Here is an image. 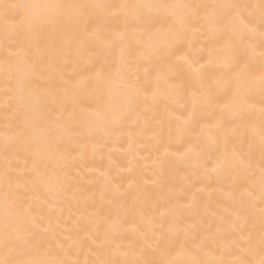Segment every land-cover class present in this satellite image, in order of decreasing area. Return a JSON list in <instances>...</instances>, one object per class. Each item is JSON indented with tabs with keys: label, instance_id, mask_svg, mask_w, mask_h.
Instances as JSON below:
<instances>
[{
	"label": "bare ground",
	"instance_id": "6f19581e",
	"mask_svg": "<svg viewBox=\"0 0 264 264\" xmlns=\"http://www.w3.org/2000/svg\"><path fill=\"white\" fill-rule=\"evenodd\" d=\"M14 2L16 0H0V4ZM98 2L120 4L135 0ZM154 2L212 5L257 3L258 0ZM18 23L13 15L6 18L0 8V216L4 210L3 196L8 189L5 172L20 177L32 167L30 155L21 152L16 156L11 150L6 153L3 147L5 137H14L26 118L24 109L18 104L20 88L24 86L27 90L30 85L33 96L39 101L40 114L56 121L62 114L66 120L73 111L91 113L96 107L98 87L114 95H123L130 90L126 87L130 81L147 92L141 93L139 105L134 106L132 115L121 127L116 130L109 127L105 131L103 124L94 125L91 133L78 128L71 136L55 130L49 137L45 161L49 172L55 169L58 177L53 179L50 190L41 188L38 199L28 200L33 215L49 230L42 235L55 234L65 247L73 245L68 258L81 262L86 258L89 261L127 258L183 262L189 259L187 253L193 249V242L199 244L211 238L208 247L219 256L234 238H239L241 231L247 235L251 216V210L246 207L248 192L255 193L258 202L262 183L258 141L250 168L237 174L223 167L225 157L234 149L243 144L247 151L246 128L242 126L246 120L241 122L237 117L234 126H239V134L225 139L214 125L220 116V106L228 102L229 96L223 88L213 87L211 93L214 98H220L219 103L209 106L201 98L202 92H209L212 79L221 78L226 72L216 64L223 39H211L208 29L200 25L189 29L175 46L170 61L161 62L153 57L145 64L152 73L146 80L143 70L137 69L138 45L150 49L156 38L132 24L125 30L122 17L112 18L98 37H89L79 46L57 41L55 57L50 65L45 58L44 76L36 80L16 70L17 65L22 68L27 60L35 62L38 59L37 50L28 47ZM220 28L225 29L226 37L230 31L227 19ZM117 32L123 35L117 37ZM100 41L110 42L111 47L101 52ZM246 41L255 49L252 64L258 75L262 47L259 32L247 36ZM178 56L184 59L178 60ZM209 59L213 61L211 65ZM101 64L110 77L104 84L97 85L89 80L83 88L69 86L65 92L61 77L71 78L75 83L79 78L76 73L87 75L90 69H99ZM153 93L156 94L155 103ZM144 95L148 96L147 102ZM254 98L257 108L251 119L259 125L261 97L258 88ZM193 102L197 106L196 119L184 125L175 117L182 114L186 118ZM31 115L34 117L35 113ZM90 119L95 120L94 117ZM57 143L61 144V151L67 148L71 155L65 153L66 159L62 158L56 151ZM41 167L43 169V164ZM255 222L258 229V212ZM161 233L171 237L173 243L169 245L166 240L157 243L156 237ZM105 234L109 242H105L103 248L98 247ZM86 237H94L96 243ZM79 240L84 241L82 248L75 246ZM125 252L129 253L127 257ZM2 255L0 253V257ZM201 258L212 259L213 256Z\"/></svg>",
	"mask_w": 264,
	"mask_h": 264
},
{
	"label": "snow or ice",
	"instance_id": "6c2138e0",
	"mask_svg": "<svg viewBox=\"0 0 264 264\" xmlns=\"http://www.w3.org/2000/svg\"><path fill=\"white\" fill-rule=\"evenodd\" d=\"M5 17L13 15L18 20V27L23 32L29 48L37 50V61L27 60L22 68L17 65L16 70H22L26 76L39 80L44 76V60L48 59L49 65L57 52V41L60 44H73L77 46L89 37H98L105 27V23L112 18H123L125 30L130 24L140 27L156 41L150 49L145 50L138 45L137 69H142L145 79L151 77V71L145 66L153 57L163 62L171 59L175 54V46L179 44L191 28L200 25L207 28L213 40H224L219 49L221 55L216 64L223 67L226 72L221 78H213L208 93H201L204 102L211 106L219 103L220 98H214L211 88H223L229 96L228 102L220 106V116L214 127L225 137L236 136L240 128L236 125L239 117L246 128L247 151L242 146L234 149L223 161V167L230 172L239 174L251 167V157L258 141L260 149V168L262 183L258 202L255 193L248 192L246 207L251 210L248 220L247 235L241 231L239 238H234L231 244L220 251L216 256L208 247L206 238L199 244L193 242V249L187 254L189 259L178 261H152L148 259H98L89 261L87 258L81 262L79 259H69V250L73 245L65 247L63 241L58 240L53 234L51 237L42 235L49 230L43 228L32 212L29 199H38L37 193L41 188L50 190L54 178L58 173L53 169L51 173L45 161V151L48 148L49 137L53 131L59 130L62 135L71 136L78 128H84L89 133L94 131V125L103 124L104 130L109 127L113 130L121 127L132 115L134 106L140 103L141 93L147 89L137 87L128 81L126 87L130 89L123 95H114L111 91L98 87L95 94L96 107L87 115L81 111L68 114L67 119L63 114L56 121L39 112V101L33 96L30 85L26 90L20 88L18 104L26 113V118L20 131L14 137H5L4 151L9 150L18 156L21 152L32 157V167L21 173L20 177H12L5 172L8 189L3 196V215L0 216V264H264V0L257 3H224V4H192L184 2L159 3L154 0H135L130 3L75 2V0H54V2H30V0H16L10 4H0ZM228 20L230 31L225 37V29L220 24ZM259 32L262 47L260 50L261 68L257 75L254 71L252 58L255 49L246 41V37ZM123 34L117 32L116 36ZM101 52L111 47L110 42L100 41ZM99 59V57H98ZM178 60L184 59L177 57ZM143 62V63H142ZM209 65L213 63L211 59ZM171 67L172 65L169 64ZM78 79L73 83L71 78L61 77L65 92L69 86L83 88L89 80H94L97 85H102L110 77L105 73L103 64L99 69L93 67L85 75L83 72L75 74ZM139 77H137V82ZM40 87H44L40 85ZM260 91L259 125L251 119L257 105L255 103V90ZM179 96V93H177ZM148 96L144 95L147 102ZM153 103L156 94L152 95ZM35 113L33 117L31 114ZM196 102L186 118L176 116L184 125L192 124L196 119ZM171 115V114H169ZM94 117L95 120L90 119ZM79 134V133H77ZM56 151L65 158V153L71 152L61 144H56ZM43 164V169L41 165ZM213 171H217L213 168ZM22 177V178H21ZM14 182V183H13ZM31 194V196L29 195ZM258 212L259 227L256 226ZM258 233V235H255ZM67 239H71L68 237ZM96 243L94 237H86ZM157 243L167 241L173 243L171 237L161 233L156 237ZM53 241L55 242L53 246ZM258 241V242H257ZM109 242L105 234L104 241L98 244L103 248ZM84 241L75 242L77 248H82ZM91 250V249H90ZM118 251H120L118 249ZM156 251V249H153ZM183 251V246H182ZM63 253V258L61 257ZM125 257L129 253H124ZM212 255V259H202ZM230 257L226 259L225 257Z\"/></svg>",
	"mask_w": 264,
	"mask_h": 264
}]
</instances>
